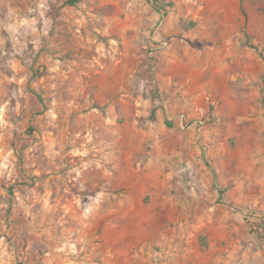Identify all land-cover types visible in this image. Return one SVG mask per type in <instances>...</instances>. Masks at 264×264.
I'll list each match as a JSON object with an SVG mask.
<instances>
[{
	"label": "rangeland",
	"instance_id": "rangeland-1",
	"mask_svg": "<svg viewBox=\"0 0 264 264\" xmlns=\"http://www.w3.org/2000/svg\"><path fill=\"white\" fill-rule=\"evenodd\" d=\"M65 2L0 0V264H181V238L193 264L212 201L264 250V0ZM114 106L197 145L183 212L83 188L91 119Z\"/></svg>",
	"mask_w": 264,
	"mask_h": 264
},
{
	"label": "crops",
	"instance_id": "crops-1",
	"mask_svg": "<svg viewBox=\"0 0 264 264\" xmlns=\"http://www.w3.org/2000/svg\"><path fill=\"white\" fill-rule=\"evenodd\" d=\"M119 61L123 67V60ZM140 113L131 106L110 107L105 115L96 111L91 120L92 126L101 129L103 134L97 149L101 154L84 160L83 188L98 195L94 197L100 204L107 194L123 190L137 194L141 204H155L162 210L180 206L183 212L187 198L181 195L190 192L188 187L177 184L183 176L180 164L187 160L188 151L197 155L198 147L171 124L159 121L147 129L139 128L136 116ZM222 206L214 201L197 205L201 209L197 219L203 251L196 255L193 264H264V250L252 249L231 235L237 228L236 214L233 207ZM243 237L251 238L248 234ZM175 245L179 246V262L188 264L187 242L181 238ZM233 250H240L237 257Z\"/></svg>",
	"mask_w": 264,
	"mask_h": 264
},
{
	"label": "built area",
	"instance_id": "built-area-1",
	"mask_svg": "<svg viewBox=\"0 0 264 264\" xmlns=\"http://www.w3.org/2000/svg\"><path fill=\"white\" fill-rule=\"evenodd\" d=\"M179 123L183 128H190V127L194 128L197 136H200V133H201L200 128L203 124L201 121H196L195 123L192 124L188 121L185 115H181L179 117Z\"/></svg>",
	"mask_w": 264,
	"mask_h": 264
},
{
	"label": "trees",
	"instance_id": "trees-1",
	"mask_svg": "<svg viewBox=\"0 0 264 264\" xmlns=\"http://www.w3.org/2000/svg\"><path fill=\"white\" fill-rule=\"evenodd\" d=\"M82 0H66L65 2V5L66 6H70V7H73V6H76L79 2H81ZM262 223H264V221L262 220L261 221Z\"/></svg>",
	"mask_w": 264,
	"mask_h": 264
}]
</instances>
